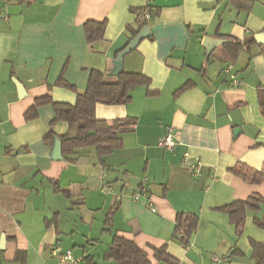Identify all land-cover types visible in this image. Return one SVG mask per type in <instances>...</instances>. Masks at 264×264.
<instances>
[{"label": "crops", "instance_id": "obj_1", "mask_svg": "<svg viewBox=\"0 0 264 264\" xmlns=\"http://www.w3.org/2000/svg\"><path fill=\"white\" fill-rule=\"evenodd\" d=\"M144 6L156 11L145 19L150 34L121 68L149 85L136 86L127 104L94 109L107 124L134 120L123 146L101 159L93 148L64 158L59 136L68 126L51 125L52 105L38 106L30 119L25 112L43 95L74 104L91 69L115 82L112 62L130 40L134 10ZM89 20L105 21L102 40L92 44L83 30ZM260 32L264 0L245 9L232 0H0V264H59L51 254L57 246L80 262L91 256L95 264H116L103 259L114 234L143 249L150 264H169L154 257L160 248L174 264H253L252 242L264 243V228L253 221L264 220V181L245 182L230 169H263L264 45L250 42ZM204 37L226 42L207 58ZM230 39L249 43L232 56ZM227 63L237 86L221 72ZM62 71L74 89L55 84ZM167 127L178 141L173 150L159 146ZM185 153L202 163L199 174L185 169ZM143 178L148 196L133 201ZM106 185L111 191L103 193ZM251 194L262 197V210H247L238 233L221 208ZM179 215L197 218L187 245L176 233Z\"/></svg>", "mask_w": 264, "mask_h": 264}, {"label": "trees", "instance_id": "obj_2", "mask_svg": "<svg viewBox=\"0 0 264 264\" xmlns=\"http://www.w3.org/2000/svg\"><path fill=\"white\" fill-rule=\"evenodd\" d=\"M240 9H245L251 5L254 0H232ZM145 11H149L150 16L154 15L149 6H144L138 10H134L136 17L134 20L135 28L128 26L130 31V40L146 26V20L143 17ZM105 28V21H86L83 24V30L86 42L89 44L102 40ZM256 34V33H255ZM250 38L253 42L254 35ZM129 40V41H130ZM229 40V39H228ZM248 40L239 41L230 39L227 45L232 46L231 55L234 56L237 50L242 46L247 45ZM210 55V54H209ZM207 56V58L209 57ZM64 71L56 80V85L74 89V86L65 81L63 76ZM148 86L149 78L140 73L125 72L122 70L117 76L115 82H107L105 74L96 69H91L88 74V81L85 90L78 93L74 104L54 102L50 96L43 95L35 99L34 104L25 112L26 119L33 118L37 113V108L40 105L50 103L53 107L55 117L51 125L57 122L67 123V132L59 136L61 154L66 159H71V156L78 157L80 152L86 149L93 148L96 156L101 159L103 156L120 149L123 146L121 138L122 133L131 130L134 125V120L130 118L116 119L111 124H107L105 120L95 117V105H117L127 104L131 100V91L136 86ZM191 86V83H185L175 92V95L180 94ZM259 106L262 115L264 116V94L263 90L258 91ZM52 130L47 136V140L53 138ZM73 157V158H74ZM230 171L248 183H259L264 181V164L263 169L255 170L244 163H236ZM263 199L258 194H251L247 199L233 201L221 209L227 212L231 223L235 226L236 231L241 232L247 210H252L259 213L262 210ZM113 208L105 219V224L109 227L111 216L114 213ZM254 223L258 227L264 228V220L255 216ZM197 224V218L193 215H179L177 218L176 233L181 232L179 241L183 245L188 244V239L194 231ZM232 255H240L241 253L234 249ZM20 254L17 253L15 260L20 259ZM154 257L169 264H174L176 261L170 257L164 248L155 249ZM253 264H264V243L252 242V252L250 256ZM105 261H113L116 264H150L146 252L137 246L133 241L122 236L114 234L111 242L108 245L106 252L103 255ZM23 263V261L21 260ZM79 264H95L91 256H85Z\"/></svg>", "mask_w": 264, "mask_h": 264}, {"label": "built area", "instance_id": "obj_3", "mask_svg": "<svg viewBox=\"0 0 264 264\" xmlns=\"http://www.w3.org/2000/svg\"><path fill=\"white\" fill-rule=\"evenodd\" d=\"M144 19L150 18L149 11H145L143 14ZM222 74L225 77V81L228 86H237L239 84V79L236 76V73L233 71L232 63H227L221 70ZM178 141L175 137V130L172 127H167L165 129V133L159 141V146L166 150H173V148L177 145ZM183 166L185 169L191 174H199L202 169V163L198 159L191 160L188 154H184L183 156ZM147 179L143 178L141 180V184L139 189L133 193L132 199L133 201H138L141 196H148V188H147ZM101 191L103 193H107L111 191V187L106 185L102 187ZM182 235V234H181ZM51 254L57 259L59 264H79L80 259L73 256L70 250H61L60 247H53L51 249ZM218 260L217 258H214Z\"/></svg>", "mask_w": 264, "mask_h": 264}, {"label": "water", "instance_id": "obj_4", "mask_svg": "<svg viewBox=\"0 0 264 264\" xmlns=\"http://www.w3.org/2000/svg\"><path fill=\"white\" fill-rule=\"evenodd\" d=\"M149 31L147 26L143 27L136 36H134L129 42L128 44L116 55V58L113 60L112 64H113V69L111 71V74L113 75H119L120 72L122 71L121 68V63H122V59L123 57L128 54L131 50H133L135 47H137V45L140 43L141 40H143L144 38H147L149 36ZM254 39L256 41V43L264 45V33L260 32V33H256L254 35ZM224 42H226V39H215V38H210V37H204L203 41H202V45L205 48V52H206V57L212 52V50L217 47L218 45L223 44ZM15 85L17 87V91L19 93V95L23 92V88L20 84H18L17 82H15ZM59 152L61 153V149H59ZM2 241H3V237H2Z\"/></svg>", "mask_w": 264, "mask_h": 264}]
</instances>
